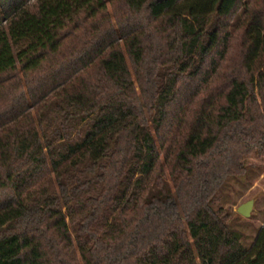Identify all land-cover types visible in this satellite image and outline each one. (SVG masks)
<instances>
[{
	"label": "trees",
	"instance_id": "16d2710c",
	"mask_svg": "<svg viewBox=\"0 0 264 264\" xmlns=\"http://www.w3.org/2000/svg\"><path fill=\"white\" fill-rule=\"evenodd\" d=\"M252 154L264 0H0V264H264Z\"/></svg>",
	"mask_w": 264,
	"mask_h": 264
},
{
	"label": "rangeland",
	"instance_id": "374dc122",
	"mask_svg": "<svg viewBox=\"0 0 264 264\" xmlns=\"http://www.w3.org/2000/svg\"><path fill=\"white\" fill-rule=\"evenodd\" d=\"M246 174L229 179L219 193L220 204L228 209L234 228L241 234L242 243L249 247L258 230L264 227V157L254 154L245 159ZM253 202L249 218L237 214V208Z\"/></svg>",
	"mask_w": 264,
	"mask_h": 264
},
{
	"label": "water",
	"instance_id": "95a60500",
	"mask_svg": "<svg viewBox=\"0 0 264 264\" xmlns=\"http://www.w3.org/2000/svg\"><path fill=\"white\" fill-rule=\"evenodd\" d=\"M253 202L248 201L245 204L240 205L236 212L238 215H240L243 218H249L251 210H252Z\"/></svg>",
	"mask_w": 264,
	"mask_h": 264
}]
</instances>
